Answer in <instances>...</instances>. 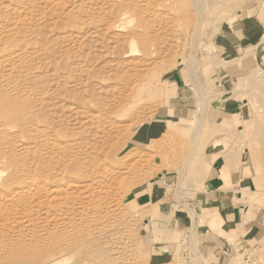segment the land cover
<instances>
[{"label":"bare ground","instance_id":"6f19581e","mask_svg":"<svg viewBox=\"0 0 264 264\" xmlns=\"http://www.w3.org/2000/svg\"><path fill=\"white\" fill-rule=\"evenodd\" d=\"M173 4L0 0V264H67L75 255V264H139L116 231L129 218L114 214L118 169L101 138L120 126L110 124L112 110L131 79L176 43ZM256 74L264 79V68ZM257 91L264 101V83ZM232 117L222 122L239 121ZM255 121L264 141V119Z\"/></svg>","mask_w":264,"mask_h":264},{"label":"rangeland","instance_id":"374dc122","mask_svg":"<svg viewBox=\"0 0 264 264\" xmlns=\"http://www.w3.org/2000/svg\"><path fill=\"white\" fill-rule=\"evenodd\" d=\"M251 1L173 0V9L168 14H175L181 22L176 43H167L169 47L162 57L156 54L147 59L150 63L147 70L137 72L127 96L112 110L110 124L120 126H114L117 131L112 136L101 138L106 149L104 153L103 148V154L111 157L112 162L106 160L109 169L120 171L110 182L115 184L111 188L116 198L114 214L129 218L116 231L125 235L128 242L125 257L139 264H264V141L254 135L255 128L259 130L255 119H264V101L257 91L264 79L256 74L259 68H264V33L257 46L233 49H226L216 36L221 27L234 29L241 36L236 25L241 17L254 12L255 9L247 7ZM184 10L190 13L184 14ZM166 32L171 33L166 30L165 35ZM253 72L255 76L251 75ZM176 73L182 77L181 98L171 97L176 90L168 80ZM239 81L248 90L244 85L240 88ZM235 102L244 105L246 120L239 114L235 119L239 121L228 126L222 122L223 118L233 117L222 115L217 109ZM139 133L147 135L144 142L135 140ZM260 141L263 145H259ZM209 152L219 158L226 170L241 169L244 165L253 173L254 181H263L260 191L256 185L251 196L254 201L249 205L258 220L257 231L242 238L236 251L229 243L217 255L206 253L201 244L203 237L197 236L196 229L201 222L198 200L203 195L200 173ZM103 154L95 157L90 154L89 159L99 163L105 159ZM159 176H164L167 184ZM151 182L163 186L164 200L168 196L173 199L171 215L160 222L146 214L150 209L135 203L137 190ZM173 216L182 219L178 228L171 225ZM162 239L169 242V255H157L154 243ZM79 260L80 256L75 255L67 264Z\"/></svg>","mask_w":264,"mask_h":264},{"label":"crops","instance_id":"0c3cea01","mask_svg":"<svg viewBox=\"0 0 264 264\" xmlns=\"http://www.w3.org/2000/svg\"><path fill=\"white\" fill-rule=\"evenodd\" d=\"M247 7L255 10L251 15H245L238 20L236 28L241 36H237L234 29L228 30L223 27L218 29L216 36L226 49H233L237 46H257L260 41L264 33V0H252L251 5ZM168 82L176 90L174 96L171 97L181 98L182 77L176 73L170 77ZM220 92L228 93L224 90ZM217 111L226 116L240 114V117L246 120L244 105L237 102L227 103ZM170 128H172L171 124ZM145 138H147L145 133H139L135 140L139 143L144 142ZM212 147L214 148V145ZM208 155L209 158L205 162L199 179L202 182L203 195L198 200L201 222L196 229L198 230L197 236L203 237L201 244L205 246L206 253L217 255L219 249L226 244L230 243L231 246L235 242L237 244L257 231L258 220L254 211L249 209V205L254 201L251 196L256 191V185L260 191L261 184L259 179L257 182L254 181V175L248 167L243 165L241 169L226 170L219 158L213 156L214 153L209 152ZM159 178L167 184L164 176H159ZM164 197L163 186L151 182L137 190L135 203L144 206L147 210L150 209L146 214L153 215L160 222L163 217L171 215L173 206V199L168 196L164 200ZM149 220L146 219L147 222ZM182 224L180 217L173 216L171 220L173 227L178 228ZM154 244L158 251L157 255L170 254L169 242L162 239Z\"/></svg>","mask_w":264,"mask_h":264}]
</instances>
